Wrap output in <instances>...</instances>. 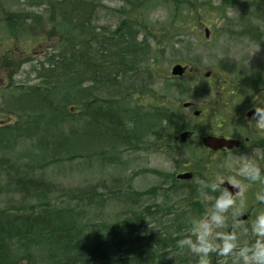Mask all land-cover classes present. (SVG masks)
<instances>
[{
  "label": "rangeland",
  "instance_id": "rangeland-1",
  "mask_svg": "<svg viewBox=\"0 0 264 264\" xmlns=\"http://www.w3.org/2000/svg\"><path fill=\"white\" fill-rule=\"evenodd\" d=\"M234 1L242 7L256 5L255 11L243 14L245 8L229 6L233 0H0V39L6 41L0 50V159L18 165L31 160L39 165L50 161L45 166L47 180L64 187L95 185L101 180L105 183L109 175H122L132 181L135 191L155 189V195L146 198L150 206L157 203L186 207L183 186L178 185L175 195L165 197L162 193L170 180L163 181L161 177L170 179L182 172L194 175L197 157L209 159L214 177L229 175L232 159L228 152L202 153L197 140L205 133L197 136L194 132V143L182 149L179 134L183 126L205 128L218 123L220 116L224 119L227 113L230 118L238 116L235 125L243 127L247 123L245 112L259 94L264 96V40L245 34L247 27L249 33L264 36V0ZM18 18L23 20L19 33V26L4 22ZM117 28L120 32L114 36ZM64 35L73 42L72 46L79 41L83 44L72 51L66 67L60 69L59 43ZM101 35L108 38L102 39ZM67 56L71 57V53L65 60ZM176 64L189 69L185 78L171 76L170 70ZM205 73L210 74L211 89L225 88V97H218L217 91L221 90L212 92L211 101L199 96L196 90L198 84L204 85L201 79ZM179 79L186 82L192 99L180 93ZM36 87L45 100L36 99L28 91ZM154 98H158L156 103ZM114 100L127 111L121 123L127 127L128 135L122 131L111 135L105 131L104 122L94 119L90 123L76 119L63 122L57 113L62 105L79 110L90 103L92 111ZM161 101L179 118L170 131L164 123L146 115ZM186 102L191 107L183 108ZM194 111L201 112L198 118L193 116ZM22 112L24 120L19 122L17 114ZM27 117L30 118L26 120ZM255 128L264 137L263 128ZM69 129L71 133L66 132ZM154 130L163 136L159 138ZM224 131L227 138L229 133L239 134L229 130L228 124ZM233 152L251 153L243 148ZM69 156L74 158L68 160ZM54 160L61 162L53 164ZM259 162L264 166V160ZM3 176L0 172V207L18 199L14 191L3 188ZM191 184L197 185V181ZM257 188L252 185L245 193V213L257 205L253 197ZM185 209L182 221H178L180 226L194 217ZM259 210L253 209V215ZM116 211V206H109L98 216ZM172 219V215L160 216L156 221L146 219L145 229L169 230ZM181 227L183 237L189 235ZM237 235L239 244L252 239L250 233L240 230ZM11 247L6 255H25L16 240ZM210 264H231V258L210 254Z\"/></svg>",
  "mask_w": 264,
  "mask_h": 264
},
{
  "label": "trees",
  "instance_id": "trees-1",
  "mask_svg": "<svg viewBox=\"0 0 264 264\" xmlns=\"http://www.w3.org/2000/svg\"><path fill=\"white\" fill-rule=\"evenodd\" d=\"M228 4L230 7L245 8L243 14H246L248 10L255 11L256 7L251 4L247 7L238 6L234 0ZM197 12L199 14V10ZM218 13L221 14L220 11ZM4 22L7 26H19L17 28V33H19L23 20L21 21L19 18L16 21L5 19ZM241 22L243 23V20ZM119 29H115L112 34L118 35ZM249 31L250 29L245 27L247 36L264 40V36L259 35L258 32L253 34ZM101 37L102 39L108 38L105 35H101ZM5 43V40L0 39V50L3 49ZM72 44L73 42L71 43L67 35L60 39L59 45L62 53L59 62L60 69L66 67L67 62L72 58V51L80 49L83 41H79V44L75 46ZM70 53L71 57L67 56V60H65L66 55H70ZM208 78L201 79L204 85L198 84L200 87L196 91L199 96L211 101L213 99L212 92L221 90V92L217 91L218 97H225L226 94L223 92L225 88L221 86L211 89ZM182 79H179L180 93L186 99H192L189 95V88L184 85L186 82H183ZM29 90L36 99L45 100V95L37 87ZM153 100L156 103L158 98ZM165 104L164 101H161L156 104L157 106L151 108L150 114L146 113V115L151 116L159 123H164L170 131L169 129L178 124L179 118L175 114V110H170ZM90 106V103H85L81 109L76 110L73 106L67 108L62 105V109L59 108L57 113L63 118V122L68 119H76L90 123L94 119L104 122L106 124L105 131L110 132L111 135L118 131L129 134L127 127L121 123V119L127 113L123 109V105L114 100L113 102L107 101L99 107L96 106L92 111ZM17 116L18 121L23 122L25 114L22 112ZM29 118L27 117L26 120ZM218 120H220L218 123L208 124L205 128L189 129L181 126L184 130H190L188 132L191 136L194 132L197 136L203 133L225 136L224 125L228 123L227 113L224 119L220 116ZM214 121H217V118ZM126 124L132 126L131 123ZM67 131L72 132L70 129ZM73 132L79 133V131ZM154 134H158L159 138L163 136L158 130H154ZM191 139L184 144L180 143V147L184 149V146L194 143ZM198 143L199 140H197ZM199 150L202 153H209L203 148H199ZM72 158L74 157L69 156L68 160ZM37 162L31 160L29 163L18 165L8 159H0V172L4 174L3 188L7 191H14V194L18 196L17 200H8L5 206L0 207V264H21L22 261H25L26 264H196L195 255L187 249L177 252L175 240L183 238L185 234L181 226L187 229L186 233L188 234L189 220L181 226L178 222L182 221L184 212L182 209L186 208L185 211L189 210L196 216L206 211L205 205L209 206V202L204 204L205 199L197 193V185L191 184L194 180L197 181V178L209 180L214 178L208 158L197 157L194 168H192L194 178L191 181L181 184L175 177L168 179V177L159 175L163 181L170 180V184L162 193L165 197L175 195L179 192L178 185L183 186L182 191L187 206L182 205L179 209L175 204L158 205L154 203L153 206H150L146 203V198L154 196L155 189L151 188L144 192L135 191L131 188L132 181L122 175H109L110 178L105 180V183H101V180L95 185L64 187L59 183L47 180L45 166L50 164V161L41 165ZM52 162L58 164L61 161L54 160ZM216 172H219V169ZM0 194L2 193L0 192ZM49 196L53 198L51 201ZM109 206H116L117 211L112 215L104 213L99 217L100 212ZM260 207L258 204L252 205L248 213L252 216L253 209ZM169 215L173 216L172 224L168 227L169 230L163 228L164 230L147 231L145 229L146 219L156 221L160 216L167 217ZM14 240L25 249V255L22 257L12 258L5 254L12 248ZM32 246H35L36 249L31 250ZM37 254L40 256L36 257ZM36 259L38 262H35Z\"/></svg>",
  "mask_w": 264,
  "mask_h": 264
},
{
  "label": "clouds",
  "instance_id": "clouds-1",
  "mask_svg": "<svg viewBox=\"0 0 264 264\" xmlns=\"http://www.w3.org/2000/svg\"><path fill=\"white\" fill-rule=\"evenodd\" d=\"M252 108L248 124L264 128V100ZM228 156L232 174L197 178V193L209 206L189 220V235L175 240V249L195 254L197 264H210V254L231 258V264H264V166L259 162L264 160V147L250 154L228 150ZM252 185L258 186L253 197L261 207L250 218L241 219L248 207L245 193ZM237 230L250 233L251 241L239 244Z\"/></svg>",
  "mask_w": 264,
  "mask_h": 264
},
{
  "label": "flooded vegetation",
  "instance_id": "flooded-vegetation-1",
  "mask_svg": "<svg viewBox=\"0 0 264 264\" xmlns=\"http://www.w3.org/2000/svg\"><path fill=\"white\" fill-rule=\"evenodd\" d=\"M259 96H260V98H259L260 100L259 99H256L254 101L255 103H257L258 100H259L258 102H260L261 99L262 100L264 99V96H261V94H259ZM225 105H227V104H225ZM222 109H224V108H222ZM252 111H253V108H250V109H248V111L245 112V118H246V122L247 123H244L245 125H243V127H239V126L235 125L238 116H237V118L235 116H233V117L230 118V117H228V114H227L228 119L229 118L230 119L233 118L230 121V123H229V120H228V123L227 124L229 125V130H232V131L235 130V132L237 134L239 133L238 135H233V134L229 133V136H230L229 139L234 140V141H237V142L239 141L238 147H234L231 150H238L239 148H243V149H247L249 151H252L256 147H264V137H262L260 135V133H258L259 130L257 128H255V126H251L250 124H248V119L251 117ZM199 116L200 115H198L197 117H199ZM261 131L264 133V128ZM215 135L222 136V135H219V134H215ZM193 136H194V134L192 136H190V137H187L186 140H185V142H183V143L181 142V144L186 143ZM224 137H226V136H224ZM198 145L200 146V139H199ZM231 150H229V151H231ZM206 151H208V150H206ZM220 152H228V150H220L218 152H213V154L214 153H220ZM189 181H191V180H189ZM183 182H188V181H180V183H183Z\"/></svg>",
  "mask_w": 264,
  "mask_h": 264
},
{
  "label": "water",
  "instance_id": "water-1",
  "mask_svg": "<svg viewBox=\"0 0 264 264\" xmlns=\"http://www.w3.org/2000/svg\"><path fill=\"white\" fill-rule=\"evenodd\" d=\"M186 71V67L180 65V64H176L171 68V75L173 77H181L183 76V74ZM208 74H206L207 76ZM184 108H188L189 107V103H184L183 104ZM194 116H197L199 114L198 111H195ZM188 133L187 132H182L179 135V139L180 141L184 142L186 140V138L188 137ZM201 144L204 148L206 149H210L211 151H218L220 149H227L230 150L233 147H237L239 145V142H236L234 140H230V139H226L223 137H216V136H205L201 139ZM177 180H190L192 178V174L191 173H180L178 175H176L175 177ZM248 218V214H245L244 216L241 217V219H247Z\"/></svg>",
  "mask_w": 264,
  "mask_h": 264
}]
</instances>
